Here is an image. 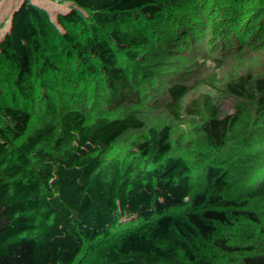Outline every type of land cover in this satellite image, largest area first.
Segmentation results:
<instances>
[{
    "label": "trees",
    "instance_id": "obj_1",
    "mask_svg": "<svg viewBox=\"0 0 264 264\" xmlns=\"http://www.w3.org/2000/svg\"><path fill=\"white\" fill-rule=\"evenodd\" d=\"M102 81L137 111L136 127L74 119ZM149 126L161 146L180 143L169 171L187 156L211 163L194 179L198 192L203 179L232 175L264 185V0H0V130L37 142L18 149L21 167L0 141V264H264V216L234 203L240 197L195 195L183 209L176 192L166 202L162 187L138 196L109 182L120 178L110 158L120 151L128 181L154 184L134 147ZM112 183L127 211L120 241L135 263L79 243L82 219L99 229L90 200ZM146 198L166 224L149 227L148 212L136 210Z\"/></svg>",
    "mask_w": 264,
    "mask_h": 264
},
{
    "label": "rangeland",
    "instance_id": "obj_2",
    "mask_svg": "<svg viewBox=\"0 0 264 264\" xmlns=\"http://www.w3.org/2000/svg\"><path fill=\"white\" fill-rule=\"evenodd\" d=\"M58 32L59 30L57 29V33ZM118 99L116 98V92L112 89L111 84L109 82L102 81L96 85L90 97L85 100L83 104H79L77 106L78 108L74 109V119L77 123L85 125L107 115L109 118L114 116L123 120L124 127H136L141 122L139 120L140 117L137 115V111L129 108L130 102L126 99L122 101ZM143 104L146 105L145 101ZM141 114L145 115L146 113L145 111L140 110V115ZM136 116L137 118H134ZM153 129L154 127L149 126V129L148 127L144 129L141 136L139 133L138 137L141 139L134 145V147L139 150L136 152L138 160L141 161V163L144 162L146 167H150L154 171L152 179L154 184H150L151 179L147 182V184L142 180L129 179L128 181L130 175L122 171V169L117 168L119 166L117 162L120 158V151L116 152L118 155L110 156L114 164L112 169L120 170V178L113 179L114 175L111 174L109 182L113 180L120 186L123 185V183H127L130 186V189L133 188L132 190L135 191L132 194L138 196L148 190L151 192L162 187V190H165L166 196H170V199L166 200V202L172 200L171 198L173 196L170 195V192H176L179 195L185 196V199H180L177 204V206L183 209H187L191 206L195 195L196 197H200L202 194L208 195L213 193L214 197L222 196L223 201H225L226 198V201H229V197H240L238 198L239 200L235 199L234 203H240L248 210L258 209L259 211H257V214L261 218L264 216L261 213L264 212V185H262L259 189L250 188L253 182L249 183V180H243L236 175L235 177L232 175L229 177V182L232 181V183L222 180L213 181L211 184H205L206 180L203 179L202 181L204 183H201L202 186H199L201 191L198 192L197 188L194 186L195 183H193L195 182L194 179L198 178L202 174L203 169L204 171L209 172L211 170V163L204 166L201 165L198 160L187 156V160L185 161L187 164L185 165V168H181L176 171H169L168 165L171 161V151L172 149L175 150V147H179L180 143L176 142L175 147H170V145L161 146L159 142L156 141L155 136H151L150 131ZM0 141L8 147L10 153L13 155L19 166H26L25 161L18 157V149L36 142L32 136L29 134L13 135L0 130ZM250 142L252 143L253 140H250ZM251 143L246 148L251 149ZM39 145L45 149L43 145ZM212 164H215V160ZM225 168H227L225 171L228 170L229 164L226 165ZM246 168H250V165ZM226 172L223 174H226ZM216 175L219 174L216 173ZM158 181L159 183H156ZM116 183H112V189H110V191H107L106 189L104 193H102V197L96 196L90 200L88 205V214L92 217L88 218V220H93L95 218L96 220H100L96 221V223L98 222L99 229L96 226L91 225L90 221L82 219V228L80 230L82 234H84L85 238L79 243L84 247L102 251L104 253V257L108 259L118 260L127 258L135 263V258L127 252V248L123 243V240L120 241L123 237V232L126 231L124 224L127 217L124 216V212L127 211H123L126 208H122L124 205L119 201L120 195L116 194ZM159 202L161 201L159 200ZM247 209L244 211H248ZM136 210L139 212H148L147 217L150 218V222H152L149 224V227L152 226L151 229L161 226L162 224H166L165 221L160 218L155 219V216L158 213H161L163 209L162 207H159L158 203H154V199L152 198H146L144 201L137 203ZM132 213L133 212L131 211V214ZM51 228V232L54 236H56V234L59 236L61 235V237H59V241L62 246L71 245V242L73 241L69 240L68 243H65L67 242L65 241L67 232L60 224L54 223ZM37 230L38 229L29 228L26 231L38 234ZM180 237V242L186 245L190 244L193 239L189 231L181 232Z\"/></svg>",
    "mask_w": 264,
    "mask_h": 264
}]
</instances>
